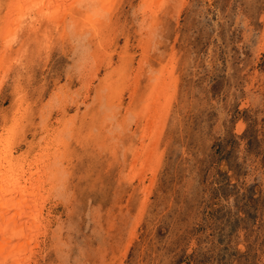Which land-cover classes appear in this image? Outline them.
I'll return each instance as SVG.
<instances>
[{
  "label": "rangeland",
  "instance_id": "1",
  "mask_svg": "<svg viewBox=\"0 0 264 264\" xmlns=\"http://www.w3.org/2000/svg\"><path fill=\"white\" fill-rule=\"evenodd\" d=\"M8 1L0 31L15 36L12 62L0 68V137L12 125L38 149L50 134L66 136L62 184L46 177L48 233L33 264H264V0H94L100 38L82 33L80 21L65 26L67 14L39 57L35 42L20 49L16 39L32 22L42 39L48 27L36 11L7 13ZM96 53L107 56L99 66ZM160 73L172 95L159 98L172 112L157 118L161 137L147 160L151 138L141 140L144 121L133 114L143 113L137 101ZM105 80L114 90L99 100Z\"/></svg>",
  "mask_w": 264,
  "mask_h": 264
},
{
  "label": "bare ground",
  "instance_id": "2",
  "mask_svg": "<svg viewBox=\"0 0 264 264\" xmlns=\"http://www.w3.org/2000/svg\"><path fill=\"white\" fill-rule=\"evenodd\" d=\"M4 0H0V3L3 4ZM10 1V0H9ZM8 1V2H9ZM118 1V0H117ZM144 1V0H143ZM156 1V0H155ZM160 3H163L162 0H160ZM7 2V1H6ZM159 2V1H158ZM171 2V1H170ZM111 3V1H110ZM126 3V2H125ZM152 3V2H151ZM157 3V1H156ZM5 4V3H4ZM94 4V0H13L10 3H8L9 7L7 10V13H9V10L12 9L14 14L16 12L18 13H24V16L26 17L27 12L29 11H36L39 14V22L40 24H45L46 27H48V30H46V32L44 34H42V36H45L43 39L41 37V34L36 35L35 31H36V26L33 25L34 23L32 22V25L30 27L32 32H29L27 34L22 36V40L20 39H16L17 43H21L20 49L22 47H25V45L30 44L31 41L35 42V51H33L35 54H37L36 56H40L41 52L43 50H47L50 46L49 42H48V37L50 32H53V27L54 24H56L57 22H61L66 20V15L70 14L71 16V21L68 23L69 25H65V26H69L71 28H73L72 25H77V21H80L79 24L81 27L80 30L82 33H89L91 34L93 32L94 35H98L101 34V30L99 31V29H97L98 27V23L99 21L97 19H95L93 16L90 15L89 13V6L93 7ZM102 4V2H101ZM107 5V4H106ZM105 5V6H106ZM113 5V4H112ZM152 6H155L153 4H151ZM178 5V4H177ZM115 6V5H114ZM125 6V5H124ZM74 8L76 12H78L79 14H85V13H89L86 15H83L82 19L79 20V18L77 17L76 14H74V12L68 13L69 9L68 8ZM96 7V6H95ZM98 7V6H97ZM100 7V6H99ZM129 7V6H128ZM151 7V6H150ZM157 7H160V5L157 4ZM121 8V7H120ZM146 8V6H145ZM98 9V8H97ZM123 9V8H121ZM148 9V8H147ZM154 9L156 10V8L154 7ZM179 9V8H178ZM6 10V9H5ZM72 10V9H71ZM112 10V9H111ZM144 10V5H143V9ZM174 10V9H173ZM26 11V12H25ZM91 11V9H90ZM65 12V13H64ZM72 12V11H71ZM94 12V11H93ZM98 12V11H97ZM131 12V11H130ZM142 11H140L141 13ZM149 12V11H148ZM153 12V11H152ZM175 12V11H174ZM155 13V12H154ZM173 13V12H172ZM98 14V13H97ZM115 14V13H113ZM175 14V13H174ZM173 14V15H174ZM4 15V14H3ZM2 13H0V18H5V16H3ZM17 15V14H16ZM19 15V14H18ZM104 15V14H103ZM110 15V14H108ZM176 15V14H175ZM23 16V14L21 15ZM23 16V17H24ZM31 16V15H29ZM69 16V17H70ZM105 16V15H104ZM113 16V15H112ZM141 16V15H140ZM10 17V16H9ZM16 17V16H15ZM121 17V16H120ZM119 17V18H120ZM3 18V19H4ZM14 18V16H13ZM12 18V19H13ZM17 18V17H16ZM113 18V17H112ZM118 18V19H119ZM154 19V17H151V19ZM175 18V17H174ZM19 20V18H17ZM105 19V18H104ZM103 19V20H104ZM110 17L107 19L109 20ZM157 19V18H156ZM9 20V18H8ZM11 20V19H10ZM3 21V20H1ZM5 21V19H4ZM14 21V19H13ZM28 21V20H27ZM9 22V21H8ZM68 22V21H67ZM107 22V21H106ZM4 23V22H3ZM11 23V22H10ZM66 22H64L65 24ZM72 23V24H71ZM75 23V24H73ZM148 23V22H147ZM5 24V23H4ZM37 24V23H36ZM78 24V25H79ZM119 24V23H118ZM161 24V23H160ZM16 25V24H15ZM21 25V24H20ZM19 25V26H20ZM5 26V25H4ZM42 26V25H41ZM60 26V25H58ZM57 26V27H58ZM64 26V25H63ZM2 27V26H0ZM9 27V26H8ZM23 27V26H21ZM26 27V26H25ZM39 27V25H38ZM75 27V26H74ZM113 27V26H112ZM128 27V26H127ZM132 27V26H131ZM143 27V25H142ZM144 27L145 24H144ZM17 28V27H16ZM62 28V27H61ZM64 28V27H63ZM68 28V27H67ZM67 28H64L62 32L63 35L61 39L64 38V36L67 34ZM119 28V27H118ZM147 28V27H146ZM145 28V29H146ZM4 29V33H2V31H0V37H2V47L0 50V68H2V65L6 64L7 61H11L13 52V38L15 36V34L13 35L10 30H7V27L3 28ZM9 29V28H8ZM18 29V28H17ZM22 29V28H21ZM38 29V28H37ZM47 29V28H46ZM76 29V28H75ZM123 29V28H122ZM137 29V28H136ZM149 29V27H148ZM13 30V29H12ZM69 30V29H68ZM79 30V31H80ZM131 30V29H130ZM153 30V29H152ZM15 31V30H14ZM22 31V30H21ZM45 31V30H44ZM56 31V30H55ZM60 31V30H58ZM72 31V30H71ZM70 31V32H71ZM77 31V29H76ZM120 30H118L119 32ZM16 32V31H15ZM25 32V31H24ZM41 32V31H38ZM60 33V32H59ZM117 33V32H116ZM18 35V33H16ZM58 34V33H57ZM61 34V33H60ZM72 34V33H71ZM91 36H94V35ZM121 34V33H120ZM51 35V34H50ZM53 35V34H52ZM70 35V34H69ZM80 35V34H79ZM84 35V34H82ZM104 35V34H103ZM36 36H39L36 37ZM57 36V35H56ZM47 37V38H46ZM53 37V36H51ZM75 37V36H74ZM98 37L100 38V36L98 35ZM161 37V36H160ZM20 38V37H19ZM59 38V37H57ZM80 38V37H78ZM93 38V37H92ZM84 39V38H83ZM91 39V38H90ZM94 39V38H93ZM1 40V39H0ZM39 40V41H38ZM57 41V39H55ZM60 40V39H59ZM76 40V38H75ZM146 39H144L142 41V45L143 48L145 50H147V41H145ZM15 41V42H16ZM72 41V40H71ZM79 41V40H78ZM106 41V39H105ZM14 42V43H15ZM62 42V41H61ZM16 43V44H17ZM57 43V42H56ZM59 43V42H58ZM75 43V42H74ZM63 44V42H62ZM61 44V45H62ZM78 44V43H77ZM76 44V45H77ZM85 44V42H84ZM57 45V44H56ZM64 45V44H63ZM87 45V44H85ZM84 45V46H85ZM146 45V47L144 46ZM73 46V45H72ZM53 47V46H52ZM62 47V46H61ZM54 48V47H53ZM85 48V47H83ZM19 48L16 49V52H19L20 50ZM61 49V48H60ZM59 49V50H60ZM101 49V47H100ZM53 50V49H52ZM58 50V49H57ZM104 50V49H103ZM87 51V50H85ZM109 51V50H108ZM11 52V54H10ZM54 52V51H53ZM82 52V51H81ZM24 52H22L23 54ZM47 53V52H45ZM59 53V52H58ZM83 53V52H82ZM105 53V51H104ZM49 55V53H47ZM81 54V53H80ZM109 54V53H108ZM11 57H10V56ZM29 55V54H28ZM82 55V54H81ZM92 55V54H91ZM94 55V62L96 63L98 61H102L104 57L107 56H102L99 54H93ZM115 54L113 53L110 57V60L112 61V58ZM144 55V54H143ZM15 56V55H14ZM75 56V55H74ZM102 56V57H101ZM9 57V58H8ZM37 57V59H38ZM128 57V56H127ZM23 59V58H22ZM86 57H84L82 59L81 66L87 67V63H86ZM39 60V59H38ZM80 60V59H79ZM90 60V59H89ZM93 59L91 58V61ZM130 60V59H128ZM9 61V64L12 62ZM104 61V60H103ZM131 61V60H130ZM92 63V62H91ZM98 63H96V66L98 65ZM101 63V62H100ZM146 63V62H145ZM123 64V65H122ZM122 64L120 65L119 69L122 66V70L120 71L121 74H123L122 71H125L127 64L124 65V62H122ZM27 65V64H26ZM74 65V64H73ZM93 65V64H92ZM110 65V64H109ZM129 65V64H128ZM29 66V65H28ZM80 66V65H79ZM91 66V64H90ZM99 66V65H98ZM132 66V65H131ZM95 67V66H94ZM129 67V66H128ZM92 68V67H91ZM151 68V67H150ZM32 69V68H31ZM128 69V68H127ZM75 70V69H74ZM98 70V69H97ZM96 70V71H97ZM160 70V69H158ZM89 71H93L92 69ZM127 71V70H126ZM149 71V70H148ZM115 72V71H113ZM117 72V71H116ZM139 72V71H138ZM143 72V71H142ZM152 72V70H151ZM126 73V72H125ZM130 73V72H128ZM136 73V72H135ZM96 74V73H95ZM125 75V74H124ZM130 75V74H129ZM143 75V74H142ZM148 75V74H146ZM13 76V75H12ZM86 77H88L86 74L84 75ZM112 76V74H111ZM140 76V75H139ZM144 76V75H143ZM113 77V76H112ZM146 77V76H145ZM150 77V76H148ZM156 78L153 81V77H152V82L151 85V96H146L145 98H140L139 101H137V103H141L140 105L143 106V113L138 112L137 114H133L134 117L136 118V116L138 118V120H142L144 121V125L143 128L141 129V140L145 137H149L151 138V142L150 145L147 146V148H145L143 150V148H140L144 151V157L146 158L147 156V160L152 159V156L155 154V150L154 146L156 144L159 143V139H160V131L159 129H156L157 127L156 124H161L160 122H158L157 118L160 117L162 120H166V118L168 117L169 112L170 111V106L169 104H166V102L164 104H162L161 99L159 98V96L161 95L162 97H165L167 95H172L169 93L168 90V83H166L165 77L163 75V73H160L159 76H155ZM171 78V77H170ZM86 79V78H84ZM167 79V78H166ZM111 80V78H110ZM118 80V79H117ZM121 80V79H120ZM127 80V79H126ZM149 80V79H148ZM14 81V80H13ZM18 81V80H16ZM133 83H138V78L137 79H132L131 80ZM135 81V82H134ZM3 82V81H2ZM117 82V81H114ZM123 81H121L122 83ZM171 82H173V80H171ZM1 83V82H0ZM16 83V82H15ZM103 83V82H102ZM155 83V84H154ZM84 84V83H83ZM91 83H89V81H87V85L86 86H90ZM111 84V85H110ZM107 84L106 80L105 82L99 87L98 91H97V95H99V100L102 97L101 91L106 89L107 91L109 90V93L112 92L114 90V83H110ZM136 84H132L133 87V92L135 93V95H137V90ZM2 86V85H1ZM0 86V87H1ZM17 86V85H16ZM125 86V85H124ZM131 86V85H130ZM172 87V86H171ZM174 87V86H173ZM178 87V86H177ZM176 87V89H177ZM85 88V87H84ZM18 89V88H17ZM90 89V87H89ZM1 90V89H0ZM88 90V89H87ZM23 91V90H22ZM132 91V90H131ZM150 91V90H149ZM174 91V89H173ZM117 92V91H116ZM123 92V91H122ZM176 92V91H175ZM120 93V91H119ZM18 94V93H16ZM73 94V93H72ZM144 94V93H142ZM175 94V93H173ZM22 95V94H21ZM106 95V94H105ZM108 95V94H107ZM132 95V94H130ZM134 95V96H135ZM20 96V95H19ZM23 96V95H22ZM110 96V95H109ZM143 96V95H142ZM105 97V96H104ZM137 97V96H136ZM157 97L160 99V102L158 101ZM168 97V96H167ZM19 98V97H18ZM103 98V97H102ZM116 98V96H115ZM114 98V99H115ZM156 98V99H155ZM86 99V98H85ZM132 99V98H131ZM130 99V100H131ZM172 99V98H171ZM175 99V98H174ZM16 100V99H15ZM22 100V99H20ZM24 100V99H23ZM98 100V99H97ZM158 102H157V101ZM167 100V99H166ZM17 101V100H16ZM84 101V100H83ZM165 101V100H164ZM163 101V102H164ZM173 101V100H172ZM131 102V101H130ZM56 103V102H54ZM53 103V105H54ZM169 103V102H168ZM23 104V103H22ZM49 104V103H48ZM174 104V102H173ZM37 106V105H36ZM43 106V105H42ZM57 106V105H56ZM26 107V106H25ZM52 107V106H51ZM172 107V105H171ZM18 108V107H17ZM53 108V107H52ZM141 108V107H140ZM22 109V108H20ZM27 109V108H25ZM50 109V108H49ZM106 109V108H105ZM172 109V108H171ZM30 111V110H29ZM28 111V112H29ZM46 111V110H45ZM43 112V111H42ZM129 112V111H128ZM16 112H14L15 115ZM18 113V112H17ZM21 113V112H20ZM19 113V114H20ZM100 114V113H98ZM109 114V113H108ZM118 114V112H117ZM2 115V114H1ZM111 115V114H110ZM130 115V114H129ZM24 116V115H23ZM45 116V115H44ZM21 117V116H20ZM107 117V116H106ZM46 118V117H45ZM122 118V117H121ZM134 118V119H135ZM172 118V117H171ZM13 119V118H12ZM43 119V118H42ZM47 119V118H46ZM101 119V118H98ZM105 119V118H104ZM170 119V118H169ZM1 120V119H0ZM117 120V119H116ZM173 120V119H172ZM100 121V120H99ZM102 121V120H101ZM109 121V120H108ZM119 121V119H118ZM171 121V120H170ZM4 122V121H2ZM14 122V121H13ZM21 121H19L20 123ZM71 122V120H70ZM117 122V121H116ZM10 123V122H9ZM8 123V124H9ZM67 124V122H65ZM62 123V124H65ZM137 123V122H136ZM3 124V123H2ZM115 124V123H114ZM118 124V123H116ZM139 125V124H138ZM163 125V124H162ZM4 126V125H3ZM2 126V127H3ZM10 126V125H9ZM12 126V125H11ZM8 128L7 126V130H5L1 137H0V264H31V262L33 261L32 257L34 258L35 254V250L36 248L40 245L39 241V237L41 236H45L48 233V223L49 221H47V217L45 216L46 214H44L45 209V204H47L48 198L43 196V189L45 187V185H47L48 181L46 179L49 178V180L52 181L51 184H53L54 186L60 185L61 183V179H60V168L57 169L58 165L60 163H63L61 161H63L65 158H67V156H65L66 154H64L65 152H62L61 148H65V137H62L61 133L60 135H56L53 136L54 139L52 138V135L50 134V136L47 138L48 141L45 143H40V145H43V147H39L37 149V147L34 148L33 145H29V142L27 140H24V142L22 143L20 141V139L18 138V134L16 133V127L15 128ZM14 126V125H13ZM103 126V125H102ZM115 126V125H114ZM124 127V126H123ZM1 128V127H0ZM64 128V127H63ZM76 128V127H75ZM99 128V127H98ZM117 128L119 129V127L117 126ZM5 129V128H4ZM43 129V128H42ZM68 129V126L67 128ZM80 129V128H79ZM100 129V128H99ZM54 130V129H53ZM62 130V129H61ZM98 130V129H97ZM125 130V129H124ZM138 130V129H137ZM80 131V130H79ZM112 131V128H111ZM115 131V130H114ZM133 131V130H132ZM158 131V132H157ZM21 132V131H20ZM30 132V131H29ZM60 132V131H58ZM92 132V131H91ZM102 132V131H101ZM129 132V131H128ZM54 133V132H53ZM57 133V132H56ZM97 133V132H96ZM112 133V132H111ZM132 133V132H131ZM46 134V133H45ZM44 134V135H45ZM43 135V136H44ZM84 135V134H83ZM82 133L74 136L75 140H79L82 139L84 140ZM113 135V134H112ZM134 135V134H133ZM147 135V136H146ZM23 138H25L24 135H21ZM59 136V138H58ZM90 136V135H89ZM98 136V135H97ZM109 136V135H108ZM132 136V135H131ZM152 136V137H151ZM42 137V136H41ZM41 137L39 140H41ZM106 137V136H105ZM131 138V137H130ZM44 139V138H42ZM93 139V138H92ZM35 139H33L34 141ZM94 140V139H93ZM92 140V141H93ZM36 141V140H35ZM69 141V140H68ZM114 141V140H113ZM95 142V141H94ZM112 142V141H111ZM32 143V142H31ZM97 143V142H96ZM27 145L30 146L29 149H27L26 151H23L22 153H19V150L22 149L23 145ZM36 144V143H35ZM53 144V145H51ZM101 144V143H100ZM99 145V144H98ZM142 145V144H141ZM150 146H152L150 148ZM92 147V146H91ZM150 148V149H149ZM34 149V151H33ZM140 149H138L137 153H135V161L133 163H137L136 159L140 158ZM147 149V150H146ZM109 150V147H108ZM129 150V149H128ZM136 151V149H135ZM127 152V150H126ZM142 155V154H141ZM70 158V157H69ZM154 158V157H153ZM29 159V160H28ZM31 159V160H30ZM28 164V168H26V165ZM135 166V165H134ZM42 168V170H41ZM62 170V169H61ZM65 175V174H64ZM60 176V177H59ZM48 177V178H46ZM63 178V177H62ZM65 178V177H64ZM65 180V179H64ZM53 181H56L53 183ZM63 182V181H62ZM49 183V184H50ZM49 187V186H48ZM62 187V186H61ZM52 188V187H51ZM67 188V187H66ZM51 190L48 192V194H50ZM57 192V191H56ZM45 194V193H44ZM49 196V195H48ZM61 197V196H60ZM144 198V197H143ZM60 199V198H59ZM64 203V202H63ZM77 221V220H76ZM63 227V226H62ZM58 228V227H57ZM134 232V231H133ZM60 234V233H59ZM51 236V235H49ZM70 239V238H69ZM59 240V238H58ZM52 242V241H51ZM61 243V242H60ZM59 244V243H58ZM49 245V244H48ZM40 247V246H39ZM60 249V248H59ZM100 249V248H99ZM45 250V249H44ZM62 252V251H60ZM100 252V251H99ZM39 253V252H38ZM44 254V253H43ZM124 254V253H123ZM65 255V254H64ZM97 255V254H96ZM82 256V255H81ZM98 256V255H97ZM36 257V256H35ZM40 257V256H39ZM32 259V261H31ZM37 259V258H36ZM42 260V259H41ZM33 264V262H32ZM35 264V262H34ZM40 264V263H39Z\"/></svg>",
  "mask_w": 264,
  "mask_h": 264
}]
</instances>
